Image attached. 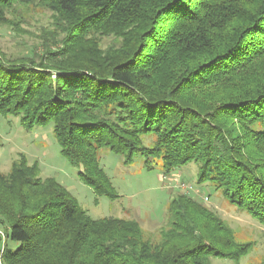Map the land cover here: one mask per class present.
Listing matches in <instances>:
<instances>
[{
  "label": "trees",
  "instance_id": "obj_1",
  "mask_svg": "<svg viewBox=\"0 0 264 264\" xmlns=\"http://www.w3.org/2000/svg\"><path fill=\"white\" fill-rule=\"evenodd\" d=\"M35 1L66 36L38 61L0 57L1 117L51 124L97 196L118 197L102 148L164 176L195 162L199 184L264 226V0H0V17ZM109 35L121 43L103 50ZM166 213L156 242L136 220L92 219L21 153L0 173V264H238L253 248L186 194Z\"/></svg>",
  "mask_w": 264,
  "mask_h": 264
},
{
  "label": "rangeland",
  "instance_id": "obj_2",
  "mask_svg": "<svg viewBox=\"0 0 264 264\" xmlns=\"http://www.w3.org/2000/svg\"><path fill=\"white\" fill-rule=\"evenodd\" d=\"M56 20L48 7L38 1L9 8L0 17V57L21 61L27 56L38 61L45 52L59 50L66 34L61 32ZM96 40L103 50L121 43L113 35L96 36ZM99 152L100 164L118 195L116 199L97 196L83 184L78 177L80 168L70 165L61 156L51 124L27 130L19 125L17 118L0 116V173L6 174L22 153L30 163L37 161L40 177L54 178L92 219L115 217L136 220L145 237L152 242L159 240L160 231L166 227L169 199L177 194H186L216 213L238 240L253 243L251 252L238 264L264 261V226L237 210L212 184H199L197 163L175 168L164 176L157 162L147 170L143 157H137L132 165H125L120 156L106 148ZM204 197L208 198L205 203ZM2 230L0 227V233ZM210 263L236 264L217 257L210 258Z\"/></svg>",
  "mask_w": 264,
  "mask_h": 264
},
{
  "label": "built area",
  "instance_id": "obj_3",
  "mask_svg": "<svg viewBox=\"0 0 264 264\" xmlns=\"http://www.w3.org/2000/svg\"><path fill=\"white\" fill-rule=\"evenodd\" d=\"M182 187H183V188H186V186L183 185V184H182ZM188 188H189V187H188ZM189 189H190V188H189ZM202 199H203V202H204V203H205L206 201H208V198H207V197H204V198H202Z\"/></svg>",
  "mask_w": 264,
  "mask_h": 264
}]
</instances>
